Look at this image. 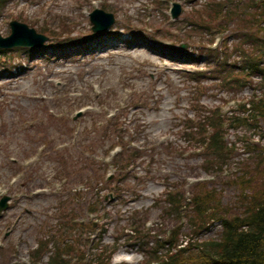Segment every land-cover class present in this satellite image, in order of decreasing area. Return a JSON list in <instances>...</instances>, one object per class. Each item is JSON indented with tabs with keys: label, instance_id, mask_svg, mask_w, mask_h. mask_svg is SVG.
Listing matches in <instances>:
<instances>
[{
	"label": "rangeland",
	"instance_id": "rangeland-1",
	"mask_svg": "<svg viewBox=\"0 0 264 264\" xmlns=\"http://www.w3.org/2000/svg\"><path fill=\"white\" fill-rule=\"evenodd\" d=\"M172 1L195 3L0 0L2 36L14 19L47 36L37 50L0 54V198L8 197L0 211V264H34L30 252L41 241L36 264H47L55 244L72 246L66 264H97L96 255L114 247L111 264H141L132 219L139 214L152 235H166L178 223L161 211L166 188L178 189L188 201L200 183L237 212L239 185L231 180L259 157L264 120L227 126L226 140L236 154L209 172L204 149L188 140L184 124L200 117L197 97L208 110L219 109L226 123L244 117L241 104L264 98V81L254 77L231 89L217 80L188 81L207 70V54L219 51L234 26L217 34L209 48L211 36L187 23L195 11L172 19ZM94 8L115 16L103 34H90ZM44 26L49 30L42 32ZM71 30L83 44L55 49L52 44L64 35L74 41ZM256 143L260 148H249ZM134 149L138 156L120 172L116 156ZM189 226L183 219L181 236H190ZM121 251L132 260L118 261Z\"/></svg>",
	"mask_w": 264,
	"mask_h": 264
},
{
	"label": "trees",
	"instance_id": "trees-1",
	"mask_svg": "<svg viewBox=\"0 0 264 264\" xmlns=\"http://www.w3.org/2000/svg\"><path fill=\"white\" fill-rule=\"evenodd\" d=\"M204 7L203 10L192 12L187 19L191 28L203 34H211V43L217 33L226 31L230 25H233L232 36H239L240 41L230 48L225 39V49L208 53L207 70L196 71L190 80L197 83L217 80L222 86L231 89L246 86L253 74L264 77V34H260V23L264 20V0L210 1ZM46 30H49L46 26L41 28L42 32ZM73 40L74 45H80L79 39ZM244 44H250V47L244 48ZM63 46L59 43L57 48ZM237 51L241 53L240 63L230 60L232 54ZM0 52L4 51L0 50ZM196 100L200 103L196 110L200 117L196 120L188 119L185 134L188 140H193L204 149L207 158L203 162V168L209 172L221 167L235 154V146L228 145L226 141V126L248 124L249 120L255 122L264 120V98H251L249 107L241 104V108L248 112V115L243 118L233 117L228 123L219 109L210 111L201 105L199 97ZM235 121L238 123L235 124ZM257 147L259 146H250L254 149ZM261 148V153L257 154L259 157L254 164V170L245 167L246 170L243 171L241 168L240 177L231 180L232 184L239 185L237 212L232 213L229 207L221 203L219 193L215 189L205 190L201 184H197L193 195L186 203L177 190L166 193L161 203L163 213L176 218L178 223L167 232L164 239L156 238L153 248L146 247L152 237L151 231L136 219L131 229L144 252V261L141 264H264V147ZM136 151L137 149H134L130 153L118 154L117 160L115 158L117 166L124 168L121 164H125L124 160H134L138 156ZM185 210L191 213L182 215ZM183 219L190 224L193 234L205 228L211 220H221L223 224L221 238L195 245L189 243L176 253H167V257L164 258L158 250L165 243L176 241ZM44 243L41 241L30 252L34 264L41 257ZM53 248L54 251L50 254L47 264H66L65 254L67 248L72 246L55 244ZM112 251L113 249H102L95 257L97 264H110Z\"/></svg>",
	"mask_w": 264,
	"mask_h": 264
},
{
	"label": "water",
	"instance_id": "water-1",
	"mask_svg": "<svg viewBox=\"0 0 264 264\" xmlns=\"http://www.w3.org/2000/svg\"><path fill=\"white\" fill-rule=\"evenodd\" d=\"M181 6L179 3H173L171 8L172 18H177L180 14ZM90 22L93 24L94 32L104 31L114 23L112 13L105 12L102 9H94L89 14ZM11 33L2 37L0 35V49H10L14 47H40L47 37L41 33H37L35 29L28 27L26 24L12 20L9 23ZM7 197L4 196L0 200V211L6 207Z\"/></svg>",
	"mask_w": 264,
	"mask_h": 264
},
{
	"label": "bare ground",
	"instance_id": "bare-ground-1",
	"mask_svg": "<svg viewBox=\"0 0 264 264\" xmlns=\"http://www.w3.org/2000/svg\"><path fill=\"white\" fill-rule=\"evenodd\" d=\"M120 253V255H122V256H124V258H125V260H127V261H131L132 260V256H131V253H129V252H123V251H121V252H119ZM118 253V254H119Z\"/></svg>",
	"mask_w": 264,
	"mask_h": 264
},
{
	"label": "clouds",
	"instance_id": "clouds-1",
	"mask_svg": "<svg viewBox=\"0 0 264 264\" xmlns=\"http://www.w3.org/2000/svg\"><path fill=\"white\" fill-rule=\"evenodd\" d=\"M3 192H4V190H3V189H0V195H2V194H3Z\"/></svg>",
	"mask_w": 264,
	"mask_h": 264
}]
</instances>
